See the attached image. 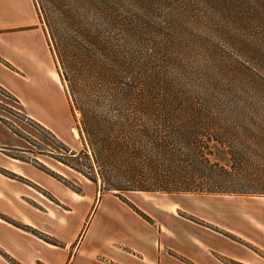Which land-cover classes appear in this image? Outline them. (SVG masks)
Segmentation results:
<instances>
[{
	"label": "trees",
	"instance_id": "16d2710c",
	"mask_svg": "<svg viewBox=\"0 0 264 264\" xmlns=\"http://www.w3.org/2000/svg\"><path fill=\"white\" fill-rule=\"evenodd\" d=\"M33 1L84 145L72 151L25 117L48 135L36 157L119 199L264 197V0Z\"/></svg>",
	"mask_w": 264,
	"mask_h": 264
},
{
	"label": "crops",
	"instance_id": "0c3cea01",
	"mask_svg": "<svg viewBox=\"0 0 264 264\" xmlns=\"http://www.w3.org/2000/svg\"><path fill=\"white\" fill-rule=\"evenodd\" d=\"M50 62L44 42H0V86L28 118L59 139V83L47 74ZM21 140L0 123V168L13 176L0 172V264H247L245 259H254L171 215L160 223L138 201L101 194L93 183L89 193L60 188L35 166L38 157L21 161L14 155L28 151Z\"/></svg>",
	"mask_w": 264,
	"mask_h": 264
},
{
	"label": "rangeland",
	"instance_id": "374dc122",
	"mask_svg": "<svg viewBox=\"0 0 264 264\" xmlns=\"http://www.w3.org/2000/svg\"><path fill=\"white\" fill-rule=\"evenodd\" d=\"M189 12L192 16L194 15V9H190ZM196 22L201 32H205L203 29L205 21L198 19ZM197 24L195 27H197ZM0 27V42H44L45 50L47 47L50 50L52 43L49 32L45 22L36 10L33 0H3L0 2ZM191 29H185V39L189 38V42H197V40L192 41L190 37H187L188 33L191 34ZM221 30V33L218 34L223 38L224 33L228 31V26L222 27ZM207 33L208 38H210L211 33ZM50 63L49 70H47L48 76L50 78H54L57 74L59 76V64L53 53H51ZM25 114L27 113L22 105L19 107L12 100L0 94V123L11 133L19 132L20 136L23 137L21 140L22 146L28 149L25 154H9H14L18 158L28 161L36 157L38 149H50L47 147V144H49L48 135L40 129L37 130V127L29 119L26 120L25 117L27 116ZM76 118L78 119V114ZM57 133L59 140L72 151L83 148L84 145L78 134L76 120L69 109L65 84L61 79L59 81V127H57ZM58 154L59 149L56 148L55 155L59 156ZM37 157L38 162L63 179L59 178L60 188L69 190L72 188L79 192L89 193L90 189H87V186L93 187L90 181L60 162L45 155H38ZM0 172L5 176L13 177L10 172L3 168H0ZM53 179L58 182L56 178ZM35 191L44 198L51 199L42 190L37 189ZM180 195L182 194L143 197L141 194L127 193L123 196L128 202L137 203L138 201L143 208L151 211L160 223L164 216L171 215L177 221L194 226L208 234L219 236L226 242H231L232 245L245 250L254 258L245 259V263L264 264V197L196 195L199 198H195ZM162 224L164 225V223ZM31 233L37 234L34 231H31ZM43 239L48 243H54L49 239ZM175 242L176 245L179 244V242ZM180 246L183 245L180 244ZM238 262L241 263V261Z\"/></svg>",
	"mask_w": 264,
	"mask_h": 264
},
{
	"label": "bare ground",
	"instance_id": "6f19581e",
	"mask_svg": "<svg viewBox=\"0 0 264 264\" xmlns=\"http://www.w3.org/2000/svg\"><path fill=\"white\" fill-rule=\"evenodd\" d=\"M54 80H55V82L59 83V81H60L59 76L56 75V76L54 77ZM60 84H61V83H60Z\"/></svg>",
	"mask_w": 264,
	"mask_h": 264
}]
</instances>
